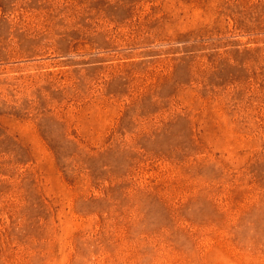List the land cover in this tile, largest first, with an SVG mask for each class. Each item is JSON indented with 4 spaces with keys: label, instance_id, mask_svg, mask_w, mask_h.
<instances>
[{
    "label": "rangeland",
    "instance_id": "1",
    "mask_svg": "<svg viewBox=\"0 0 264 264\" xmlns=\"http://www.w3.org/2000/svg\"><path fill=\"white\" fill-rule=\"evenodd\" d=\"M0 264H264V0H0Z\"/></svg>",
    "mask_w": 264,
    "mask_h": 264
}]
</instances>
